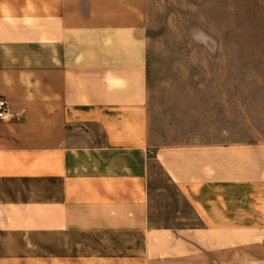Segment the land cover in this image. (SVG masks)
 <instances>
[{"label":"crops","instance_id":"0c3cea01","mask_svg":"<svg viewBox=\"0 0 264 264\" xmlns=\"http://www.w3.org/2000/svg\"><path fill=\"white\" fill-rule=\"evenodd\" d=\"M167 2L0 0V264H264V87Z\"/></svg>","mask_w":264,"mask_h":264},{"label":"rangeland","instance_id":"374dc122","mask_svg":"<svg viewBox=\"0 0 264 264\" xmlns=\"http://www.w3.org/2000/svg\"><path fill=\"white\" fill-rule=\"evenodd\" d=\"M166 6L176 36L235 38L241 85L264 87V0H168Z\"/></svg>","mask_w":264,"mask_h":264},{"label":"built area","instance_id":"2783aa9c","mask_svg":"<svg viewBox=\"0 0 264 264\" xmlns=\"http://www.w3.org/2000/svg\"><path fill=\"white\" fill-rule=\"evenodd\" d=\"M11 111V106L7 98L0 96V119L5 118Z\"/></svg>","mask_w":264,"mask_h":264}]
</instances>
